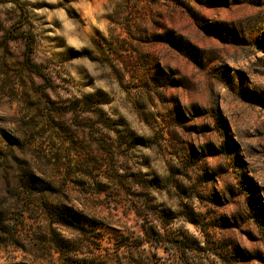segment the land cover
I'll use <instances>...</instances> for the list:
<instances>
[{"label": "rangeland", "instance_id": "obj_1", "mask_svg": "<svg viewBox=\"0 0 264 264\" xmlns=\"http://www.w3.org/2000/svg\"><path fill=\"white\" fill-rule=\"evenodd\" d=\"M62 193L59 255L38 240ZM21 263L264 264V0H0V264Z\"/></svg>", "mask_w": 264, "mask_h": 264}, {"label": "trees", "instance_id": "obj_2", "mask_svg": "<svg viewBox=\"0 0 264 264\" xmlns=\"http://www.w3.org/2000/svg\"><path fill=\"white\" fill-rule=\"evenodd\" d=\"M62 200H60V206L58 208H50L48 211V228H46L42 232V238L38 241L44 245L47 250L52 253H58L59 255H63L66 248L72 246L73 241L65 238L62 234L55 231L56 227L69 228L72 226V223L76 219V210L69 204L68 196L66 194H61ZM79 221V220H78ZM54 226V228H53ZM150 234L161 237L158 232H155L152 228H150ZM162 239V238H161ZM165 240L167 242H172L169 239ZM178 251H181L179 247ZM22 264V263H21Z\"/></svg>", "mask_w": 264, "mask_h": 264}]
</instances>
